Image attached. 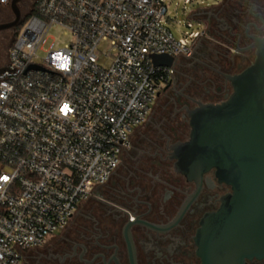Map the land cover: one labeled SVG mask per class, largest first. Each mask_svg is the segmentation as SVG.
<instances>
[{
  "label": "built area",
  "instance_id": "2783aa9c",
  "mask_svg": "<svg viewBox=\"0 0 264 264\" xmlns=\"http://www.w3.org/2000/svg\"><path fill=\"white\" fill-rule=\"evenodd\" d=\"M168 1L38 0L25 20L0 73V264H22L96 198L173 81L150 57L188 58L204 37L187 22L176 40ZM55 28L70 42L45 49Z\"/></svg>",
  "mask_w": 264,
  "mask_h": 264
},
{
  "label": "flooded vegetation",
  "instance_id": "af4514ba",
  "mask_svg": "<svg viewBox=\"0 0 264 264\" xmlns=\"http://www.w3.org/2000/svg\"><path fill=\"white\" fill-rule=\"evenodd\" d=\"M29 1L18 4L20 12ZM213 11L200 19L207 29L196 44L211 53L203 56L195 48L190 57H181L202 60L198 61L199 77L188 79L179 91L173 86L179 58L175 60L173 81L163 92L171 91L174 107L156 124L151 121L156 139L151 144L154 150L145 153L146 163L130 168L120 163L99 190L97 215L89 218L92 225L67 226L48 245L27 254L22 264H202L194 241L199 222L219 209L220 200L232 194L231 187L219 183L214 171L204 174L199 184L186 182L175 172L171 149L189 139L186 111L198 103L224 102L232 93L226 76L238 75L254 62V38L264 39V0H223ZM12 20L10 14L0 20V26ZM14 30L0 31V53ZM7 50L0 67L7 62ZM246 237L248 247L264 246L255 241L256 236L248 233ZM243 263L264 264V259L252 256Z\"/></svg>",
  "mask_w": 264,
  "mask_h": 264
},
{
  "label": "water",
  "instance_id": "95a60500",
  "mask_svg": "<svg viewBox=\"0 0 264 264\" xmlns=\"http://www.w3.org/2000/svg\"><path fill=\"white\" fill-rule=\"evenodd\" d=\"M22 1L10 0L13 20L1 25L0 31L20 25ZM252 48L254 62L240 74L226 76L230 96L220 104L198 103L187 110L189 139L171 149L175 172L186 182L199 184L204 174L214 171L219 183L231 187L232 194L220 200L219 209L199 222L194 241L202 264H244L243 259L252 256L264 259V246L246 244L248 233L264 242V39L254 38ZM150 58L154 67L175 65L172 57ZM4 69L0 67V73Z\"/></svg>",
  "mask_w": 264,
  "mask_h": 264
},
{
  "label": "rangeland",
  "instance_id": "374dc122",
  "mask_svg": "<svg viewBox=\"0 0 264 264\" xmlns=\"http://www.w3.org/2000/svg\"><path fill=\"white\" fill-rule=\"evenodd\" d=\"M34 0H30L27 8L21 9V14L24 17L32 8ZM223 3V0H193L191 4L185 5L184 0H169L167 3L168 15V27L175 39L178 40L184 36L186 32H190L186 28V23L191 22L194 25V30H206V25L204 22L200 21L201 18L205 17L206 13L214 12L213 8L220 6ZM11 14L9 6H1L0 7V20L6 19ZM24 23L20 26H17L16 32L18 35L23 29ZM12 42L11 36L7 39L4 47H2L0 53V63L5 55L6 48L10 46ZM70 42V37L65 34L62 29L55 28L48 32L47 34V43L44 47L47 49L51 45L54 46L55 49H61L65 45ZM197 44V43H196ZM195 44V48H196ZM194 48V49H195ZM196 53H202L203 56L210 55L211 52H208L204 47H197ZM42 54V53H40ZM194 57V56H193ZM200 61L202 58H198ZM199 60H184L183 58H179L178 62L175 65V83L174 88L176 91L182 90V87L185 83L188 82V79L193 78L192 80L199 77V73L201 70L199 69L200 64ZM170 92L161 93V96L156 100V102L152 106V112L149 116L148 122L134 130V133L131 136L130 143L133 146V149H129L126 153L122 155L121 165L123 167H135L137 164L143 165L148 160L146 158L145 153L153 151L154 147H151V144L155 142V130L151 128L150 123L153 122V125L156 124V121L164 115V113L171 112L173 109V102H171ZM170 97V99H169ZM155 120V122H154ZM152 124V123H151ZM134 146H137V149H134ZM153 149V150H150ZM99 199V191H96V198L82 204L77 210L74 212V216L72 217L70 224L66 229H82L84 227H90L92 224L90 223L89 218H93V216L97 215L98 204L97 200ZM59 231L52 237L55 238L58 235ZM51 238V239H52ZM49 239L48 243L51 241ZM47 243V245H48Z\"/></svg>",
  "mask_w": 264,
  "mask_h": 264
},
{
  "label": "trees",
  "instance_id": "16d2710c",
  "mask_svg": "<svg viewBox=\"0 0 264 264\" xmlns=\"http://www.w3.org/2000/svg\"><path fill=\"white\" fill-rule=\"evenodd\" d=\"M37 3H38V0H34V2H33V6H32V8L30 9V11L24 16V20H22V22L20 23V25L21 24H23L24 22H25V20L30 16V15H33L34 13H35V11H34V7L37 5ZM19 25V26H20ZM16 34H17V32H16V29L14 30V35H13V38H12V42H13V40H14V38L16 37ZM11 42V43H12ZM11 45V44H10ZM165 91V90H164ZM103 186H101V187H96V191H99L100 190V188H102ZM81 206V205H80ZM79 206V207H80ZM31 251H33V250H29V251H27V253H26V255L27 254H29ZM25 255V256H26Z\"/></svg>",
  "mask_w": 264,
  "mask_h": 264
},
{
  "label": "snow or ice",
  "instance_id": "6c2138e0",
  "mask_svg": "<svg viewBox=\"0 0 264 264\" xmlns=\"http://www.w3.org/2000/svg\"><path fill=\"white\" fill-rule=\"evenodd\" d=\"M67 110H69V109H68V105H64L63 108L61 109V111H65V112H66ZM3 179H7V177H4Z\"/></svg>",
  "mask_w": 264,
  "mask_h": 264
}]
</instances>
